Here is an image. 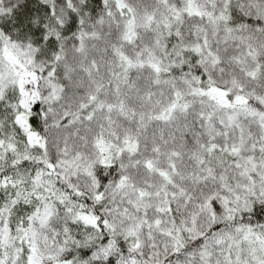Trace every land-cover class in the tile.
Segmentation results:
<instances>
[{"label": "snow or ice", "instance_id": "6c2138e0", "mask_svg": "<svg viewBox=\"0 0 264 264\" xmlns=\"http://www.w3.org/2000/svg\"><path fill=\"white\" fill-rule=\"evenodd\" d=\"M0 264H264V0H0Z\"/></svg>", "mask_w": 264, "mask_h": 264}]
</instances>
